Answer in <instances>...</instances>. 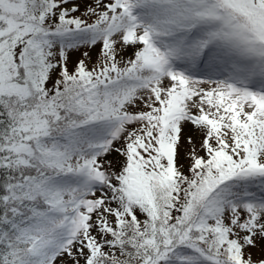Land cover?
Returning a JSON list of instances; mask_svg holds the SVG:
<instances>
[{"label":"snow or ice","instance_id":"obj_1","mask_svg":"<svg viewBox=\"0 0 264 264\" xmlns=\"http://www.w3.org/2000/svg\"><path fill=\"white\" fill-rule=\"evenodd\" d=\"M0 264H264V0H0Z\"/></svg>","mask_w":264,"mask_h":264}]
</instances>
